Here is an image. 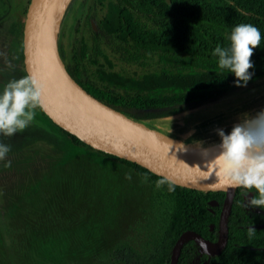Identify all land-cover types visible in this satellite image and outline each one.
Instances as JSON below:
<instances>
[{
  "label": "rangeland",
  "instance_id": "obj_1",
  "mask_svg": "<svg viewBox=\"0 0 264 264\" xmlns=\"http://www.w3.org/2000/svg\"><path fill=\"white\" fill-rule=\"evenodd\" d=\"M28 3L0 0V92L28 75L23 55ZM41 108L26 130L0 137L11 146L0 161V264H148L158 251L149 244L144 258L146 238L139 225L157 208L155 184L98 148L73 143ZM261 112L264 93L230 108L161 118L153 126L173 129L174 135L196 126L190 138L196 145Z\"/></svg>",
  "mask_w": 264,
  "mask_h": 264
},
{
  "label": "trees",
  "instance_id": "obj_2",
  "mask_svg": "<svg viewBox=\"0 0 264 264\" xmlns=\"http://www.w3.org/2000/svg\"><path fill=\"white\" fill-rule=\"evenodd\" d=\"M143 10L149 16L139 31V73L124 67L108 78L102 71L100 89L91 92L96 97L153 125L167 115L181 111L190 114L211 106L230 108L264 93V0H145ZM241 23L253 24L262 35L260 47L251 57L254 67L249 71L253 76L246 87H236L235 75L220 69L218 57L213 55L217 45L228 46L232 29ZM42 112L73 143L93 147ZM43 124L50 130L48 122ZM219 141L217 136L203 143ZM98 150L132 166L155 186L158 180H165L156 186V210L139 225V234L146 238L144 258H148L149 244L158 251L149 264H169L173 246L186 229L215 238L217 229L211 231L210 223L217 228L220 205L213 206L216 213H212L209 200L217 198L221 204L224 192L183 187L134 161ZM247 251V257L225 263L220 254H205L198 242L189 240L178 264H205V259L206 264H264V250Z\"/></svg>",
  "mask_w": 264,
  "mask_h": 264
},
{
  "label": "water",
  "instance_id": "obj_3",
  "mask_svg": "<svg viewBox=\"0 0 264 264\" xmlns=\"http://www.w3.org/2000/svg\"><path fill=\"white\" fill-rule=\"evenodd\" d=\"M71 0H29L23 22V54L27 74L43 85V111L58 125L86 143L134 161L183 187L226 193L220 234L209 240L193 229L177 238L169 264H178L184 244L195 240L204 250L215 254L228 237V216L237 188L223 186L216 166L210 163L219 154L222 140L211 144H192L196 126L172 134L146 121L132 117L96 97L68 71L59 51L58 31ZM188 111L164 116L175 119ZM218 204L216 199L209 201ZM213 227V224L211 225Z\"/></svg>",
  "mask_w": 264,
  "mask_h": 264
},
{
  "label": "flooded vegetation",
  "instance_id": "obj_4",
  "mask_svg": "<svg viewBox=\"0 0 264 264\" xmlns=\"http://www.w3.org/2000/svg\"><path fill=\"white\" fill-rule=\"evenodd\" d=\"M144 4L145 0H71L68 4L58 31L59 51L70 73L90 92L100 89L102 71L108 78L124 67L139 73V31L149 16L143 10ZM257 195L255 189H236L228 216L227 241L215 253L220 254L221 261L243 259L249 254L247 249L264 250V208L250 205ZM225 197L224 192L221 204L217 198L213 199L218 204L209 203L212 213H216L213 206L220 205L217 228L210 223L211 231L217 229L215 238L202 234L209 240L219 238ZM250 228L255 229L251 236Z\"/></svg>",
  "mask_w": 264,
  "mask_h": 264
},
{
  "label": "clouds",
  "instance_id": "obj_5",
  "mask_svg": "<svg viewBox=\"0 0 264 264\" xmlns=\"http://www.w3.org/2000/svg\"><path fill=\"white\" fill-rule=\"evenodd\" d=\"M262 35L259 28L250 23L236 25L229 37L227 47L219 45L213 51L218 57L220 69H227L236 77V87H246L252 79L249 70L254 67L251 57L254 49L260 47ZM44 85L32 75L13 79L0 92V137L11 138L23 132L35 119V110L41 105ZM222 143L219 154L210 162L215 164L221 185L230 188H243L258 195L251 199L252 207L264 208V112L255 118H245L242 124L235 125L230 134L219 129ZM11 146L0 139V161L6 159ZM11 167V161L3 165ZM131 177H129L130 179ZM165 183L156 182L160 187ZM174 188L169 185V191ZM254 228L249 229L251 236ZM207 254V247L204 248Z\"/></svg>",
  "mask_w": 264,
  "mask_h": 264
},
{
  "label": "bare ground",
  "instance_id": "obj_6",
  "mask_svg": "<svg viewBox=\"0 0 264 264\" xmlns=\"http://www.w3.org/2000/svg\"><path fill=\"white\" fill-rule=\"evenodd\" d=\"M238 117V116H237Z\"/></svg>",
  "mask_w": 264,
  "mask_h": 264
}]
</instances>
